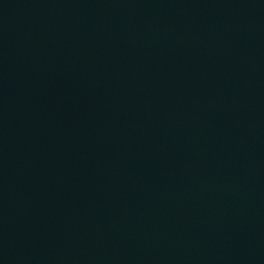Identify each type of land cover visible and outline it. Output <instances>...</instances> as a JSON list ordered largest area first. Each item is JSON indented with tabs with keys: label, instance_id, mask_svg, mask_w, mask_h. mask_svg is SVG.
Masks as SVG:
<instances>
[{
	"label": "water",
	"instance_id": "1",
	"mask_svg": "<svg viewBox=\"0 0 264 264\" xmlns=\"http://www.w3.org/2000/svg\"><path fill=\"white\" fill-rule=\"evenodd\" d=\"M0 264H264V0H0Z\"/></svg>",
	"mask_w": 264,
	"mask_h": 264
}]
</instances>
